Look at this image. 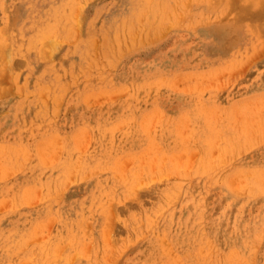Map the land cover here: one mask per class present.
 <instances>
[{
    "label": "rangeland",
    "instance_id": "rangeland-1",
    "mask_svg": "<svg viewBox=\"0 0 264 264\" xmlns=\"http://www.w3.org/2000/svg\"><path fill=\"white\" fill-rule=\"evenodd\" d=\"M0 264H264V0H0Z\"/></svg>",
    "mask_w": 264,
    "mask_h": 264
},
{
    "label": "bare ground",
    "instance_id": "bare-ground-1",
    "mask_svg": "<svg viewBox=\"0 0 264 264\" xmlns=\"http://www.w3.org/2000/svg\"><path fill=\"white\" fill-rule=\"evenodd\" d=\"M188 163H190V162H188ZM192 165V164H191Z\"/></svg>",
    "mask_w": 264,
    "mask_h": 264
}]
</instances>
